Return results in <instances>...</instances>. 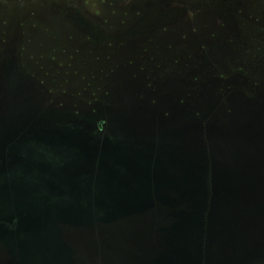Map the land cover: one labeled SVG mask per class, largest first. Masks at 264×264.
<instances>
[{
	"label": "rangeland",
	"instance_id": "1",
	"mask_svg": "<svg viewBox=\"0 0 264 264\" xmlns=\"http://www.w3.org/2000/svg\"><path fill=\"white\" fill-rule=\"evenodd\" d=\"M147 2L161 6V0H0V106L16 110L11 102L21 103L38 110L42 125L77 130L116 148L137 141L190 146L194 138L207 155L215 143L250 162L262 156L264 108L257 99L264 89L241 90L234 96L240 103L235 98L212 121L195 116L198 105L188 86L178 98L169 85L164 92L170 105L159 102L157 86L163 90L173 77H193L205 23L191 0H167L175 21L146 33L153 22L142 20ZM237 12L238 21L264 24V0H243ZM253 44L264 47V40ZM20 77L31 82L19 88ZM26 91L31 105L21 101ZM10 173L0 176V264H111L96 222L76 228L60 220L54 239L56 225L33 213L29 173ZM244 254L246 264H264V236Z\"/></svg>",
	"mask_w": 264,
	"mask_h": 264
},
{
	"label": "water",
	"instance_id": "2",
	"mask_svg": "<svg viewBox=\"0 0 264 264\" xmlns=\"http://www.w3.org/2000/svg\"><path fill=\"white\" fill-rule=\"evenodd\" d=\"M3 106L0 176L29 173L33 213L49 225L96 222L111 264H246L264 236V154L250 162L212 143L207 155L194 138L116 148Z\"/></svg>",
	"mask_w": 264,
	"mask_h": 264
},
{
	"label": "trees",
	"instance_id": "3",
	"mask_svg": "<svg viewBox=\"0 0 264 264\" xmlns=\"http://www.w3.org/2000/svg\"><path fill=\"white\" fill-rule=\"evenodd\" d=\"M242 1L196 0L193 2L191 0L190 4L195 12H199V19H202L203 23H205L202 27L204 35L199 38L204 41L203 45L205 44V47L203 46L204 50L202 48V52L200 50L199 55H196L193 77L191 79L186 80L180 76L171 77V83L167 82L166 86H161L163 90L159 89L160 86H157V82H152L153 85L151 83L152 86H157L158 95L163 92L158 97L159 102L163 100L165 107L170 105L167 93L164 92L169 85L176 92L178 98H181V95L184 94L183 89L185 90V87L188 86L187 89L190 91L191 99L198 105L195 116L199 118L201 116L206 117V119L212 121L216 115L222 114L224 108H228L235 98L241 101L238 96L234 97L241 90L264 89V77L260 74H264V47H257V45L253 44L258 42V40H264V24L257 19H240L238 21L237 17L240 16V13H235V11L239 10ZM167 5V0H161V6H151L149 2L146 3L143 8L145 16H143L142 20H153V22L147 23L150 27L146 28V33L156 30L155 25L157 26L167 21H175L177 13L167 11ZM251 27L253 29L249 30ZM195 30L197 31L196 28ZM200 40L196 41L199 42ZM253 45L256 47L255 50L252 47ZM256 52L262 54L263 57H255L253 53ZM19 81V88H21L22 85L25 86L27 82H31V79L20 77ZM108 81L110 80L106 82ZM4 87L8 89L10 85L5 83ZM232 97H234L233 100ZM257 100L259 102H257L258 107L263 109L264 95H260ZM13 104L15 102H11V105ZM20 104H16V106L21 108ZM158 107L160 106L158 105ZM173 107L175 106L173 105ZM157 109L159 110V108ZM14 111V109L9 107L7 114H12ZM226 111L229 115L233 112L232 108L226 109Z\"/></svg>",
	"mask_w": 264,
	"mask_h": 264
}]
</instances>
